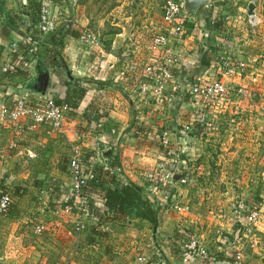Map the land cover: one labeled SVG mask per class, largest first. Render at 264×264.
<instances>
[{
  "label": "crops",
  "instance_id": "crops-1",
  "mask_svg": "<svg viewBox=\"0 0 264 264\" xmlns=\"http://www.w3.org/2000/svg\"><path fill=\"white\" fill-rule=\"evenodd\" d=\"M29 1L0 0V67L10 62V45L22 43L29 33L36 30ZM215 1L234 3L240 12L244 9L237 4L240 0ZM244 1H247L246 10L252 1L260 3L262 0ZM103 4L106 5L105 10L102 9ZM217 4L211 10L203 6L191 15L195 29L200 30L201 27L200 35L196 38V53L191 51L195 46L191 31H187L188 34L180 40H170L171 47L180 57L177 74L181 79H189L203 71L198 69L197 64L191 63L199 59V48L204 39H199V36L206 39L212 31L220 32L213 30L211 23L205 22L210 14L214 15L212 19L220 20L223 6ZM160 6L159 0H54L50 7L56 19L53 32L60 28L61 34L69 30L79 35H66L62 39L63 46L57 48L61 63L58 68H53L57 73H53L55 70L52 68L42 66L40 62L44 58L40 60L37 57L31 60L30 63L34 62L32 67H29V63V76L22 82H18L21 77H11L12 80L5 77L0 89V106L9 104L18 94L28 91L32 93L27 94L33 101H40L35 95L36 86L32 83L24 86L33 72L37 73L38 70L46 71L49 75L46 94L56 95L64 91L58 72L72 80L91 81L92 85L79 103L78 114L72 115L67 110L62 130L53 129L47 124L31 128L26 121L21 122L19 128L0 121V177L7 174L13 182L8 187L12 206L7 216L0 215V264H137L136 259L141 254L148 256L149 264H183L179 246L183 231L190 232L206 247L208 245L209 251L214 245L215 250L218 249L217 245L221 243L219 232L227 237L232 235L235 222L231 215L222 223L213 220L215 211L227 212L226 187L217 191L210 188L203 190L206 192L202 199L206 202L203 211L194 204L191 213H176L175 204L159 208L165 194H170L172 198L176 195L173 194L172 183H164L166 190L156 186L159 179L155 174L163 167L172 170L169 167L171 162H164L165 157L160 156L159 148L153 144L157 139H153L151 133L144 132L153 131L159 135L166 132L165 141L169 140L170 147L195 161L197 153L191 151L197 150L199 142L192 135L186 138L187 145L180 148L182 139L177 137L180 133L174 127L176 120L185 123L189 120V117L177 119V116L189 114L188 98L167 99L166 104L170 108H162L153 102L150 104L151 99L142 96L139 91V76L124 70L119 56L123 50H128L139 62L150 61L153 57L149 50L150 36L161 28ZM84 31L93 34L97 44L82 43L79 37ZM237 31L242 45L253 48L257 44L256 39H245L247 33L244 27H237L231 33L236 34ZM48 35L40 46L43 55L45 50L55 49L46 42ZM207 40V44L217 42L232 47L229 46L231 42L221 39L219 35L213 39L209 36ZM89 105L106 119L98 131L81 115ZM132 122L137 125L131 126ZM130 127L131 130H128ZM112 129L120 136L118 157L123 174L117 177L141 188L145 199L159 208L157 227L137 216L120 221L108 219L96 229L104 236L93 235L88 229L94 224L93 221L77 209L66 214L58 205L56 189H70L72 183L68 169L72 150L80 148L85 154L100 153L113 143L116 134L110 133ZM196 143L197 146H194ZM101 159V156L95 157V169L99 167ZM84 166L87 171L95 170L88 166V161ZM15 186L21 189V194L13 190ZM81 220L84 230L80 235H74L73 228ZM259 223L255 229L258 240L264 238L263 217ZM38 227H43L41 233L36 232ZM151 228L155 229L151 231ZM245 259L246 264H264V248L253 250ZM188 264L198 263L192 260Z\"/></svg>",
  "mask_w": 264,
  "mask_h": 264
},
{
  "label": "rangeland",
  "instance_id": "rangeland-1",
  "mask_svg": "<svg viewBox=\"0 0 264 264\" xmlns=\"http://www.w3.org/2000/svg\"><path fill=\"white\" fill-rule=\"evenodd\" d=\"M209 1L211 6H215L217 3H221L223 6L219 18V22H221L220 32L218 34V31H212L209 34L210 39L219 35L221 39L231 42L233 45L228 47L217 42L207 44L209 36L206 39L204 36H199V39L200 37L204 38L202 39L203 50L213 53L210 64L202 73L210 68L217 71L218 66L216 64L220 63L222 66V63L227 60L231 61L230 64L234 67L237 65L235 61L242 62L244 64V68L240 70L242 72L233 71V85L246 89L255 97L241 100L224 98L214 101L215 105L211 108L199 105L194 99L189 98L187 100V104H189L187 109L190 108L189 114L185 113L182 116H177V119L189 117V120L187 118L186 123L184 121L177 122L176 120L174 127L176 132L180 133L177 137L182 139L181 145H179L180 148L187 145L186 138L192 135L199 142H197V150L193 149L191 151L197 153L195 161L175 150V156L168 155L165 157L164 162L177 163L176 167L179 169L173 171V169L167 170L163 167L157 171L155 176H157V179H162L161 183H172L174 185L173 194H176H174L175 198H172L170 194H165L160 202L161 204H159L160 209L175 204L182 210H186L183 212L191 213L194 204L196 208L200 207L203 211L206 204L205 200H202L204 194L206 195L204 189L210 188L217 191L224 190L225 187L228 188L227 212L218 210L213 215V220L222 223L228 220L229 215L235 221L236 214H239L242 218L246 217L249 212L256 210L259 214H264V37L261 38L262 35L264 36V9L259 7L257 12L259 24L256 26L255 34L250 32L246 34L245 39H256L258 41L253 48L249 47V49L247 46L242 45L243 42L237 38L239 31L236 34L231 33V30H236L237 27H248L246 24L247 9L245 10L247 1L240 0L237 3L244 8L241 12L237 10L234 3ZM257 4L260 5V3ZM103 6L102 9L105 10L106 5L103 4ZM207 10H211V8L207 7ZM194 26V24H190L189 26L186 25V28L194 35L193 44L195 46L191 51L196 53L198 48L196 38L197 35H200L201 27L200 30H196ZM6 78L12 80L11 77ZM220 78V75L216 73L210 75V79ZM22 80L23 78H20L18 82H22ZM150 99V104L153 102L155 105H161L162 108L169 107L165 99ZM234 107H239L242 111L236 113L233 110ZM194 113L196 117L202 113H205L206 116L201 117L200 122L192 121L191 116ZM187 125L189 126L188 130L186 129ZM164 135L165 137L167 135L164 131L159 135L160 145H163V148H171L169 140L163 144ZM197 143L194 146H197ZM186 151L187 148H185V153ZM167 174L172 177L165 178L164 176ZM172 174L178 177L177 180L172 179L174 177ZM185 175H188L189 178L182 179ZM249 202L254 203L253 205L257 206V209L247 213L246 208L249 207ZM198 203L200 204L198 205ZM182 210H176L175 212L181 214ZM153 229L155 228H151V231ZM213 231L215 232L216 229H213ZM214 246L216 247V245ZM215 247L212 248L213 251Z\"/></svg>",
  "mask_w": 264,
  "mask_h": 264
},
{
  "label": "built area",
  "instance_id": "built-area-1",
  "mask_svg": "<svg viewBox=\"0 0 264 264\" xmlns=\"http://www.w3.org/2000/svg\"><path fill=\"white\" fill-rule=\"evenodd\" d=\"M161 3V28L156 33L150 36L149 50L153 54V57L149 62L141 63L132 52L123 50L120 53V60L122 61L124 70L137 74V79L140 81L139 91L142 96L152 99H165L173 98L174 95L179 93H186L188 99L192 98L194 101L202 106L213 107L214 101L224 98H235L238 100L253 98L254 94H251L246 89L236 87L233 80V71L242 72L244 64L239 61H235L237 65L234 67L230 64L231 61H225L217 63V71L208 69L204 73L197 74L189 79H181L177 71V67L180 63V57L178 53L171 47L170 40H180L185 37L188 32L186 25L194 24L191 16L185 14L183 8V0H159ZM39 5V15L36 24V40H31L28 36L24 38L23 44L26 46V55L32 56L35 54L37 46H41L46 40L47 35L53 32L56 28L55 18L50 12V7L54 4V0H34ZM254 8V14L248 16L246 14L247 28H244L245 33L250 32L255 34L256 26L259 24V18L257 17V8L262 7L264 9V0L258 5L255 2H251ZM206 7H212L210 1L205 5ZM228 19V17H226ZM1 20V19H0ZM193 22V23H192ZM214 19L211 20V25L214 24ZM68 27V26H67ZM82 43H95L97 44V38L88 31H84L79 37ZM18 44L13 43L9 47L8 56L10 60L16 52H22ZM8 68L6 65L0 67V89L3 86L4 78L8 76ZM220 75V79H210V75ZM40 101H33L27 93L18 94L9 104L0 106V121L9 124L17 125L20 128V123L26 121L31 128H35L40 125L47 124L53 129L62 130L65 113L68 108L64 104H56L52 99L47 96H38ZM234 112L240 113L242 111L239 107H234ZM196 113V112H195ZM195 113L191 116L192 121L196 120L200 122L201 117L204 118L205 113L199 114L198 117ZM188 130L189 127H186ZM115 135V130L110 131ZM113 143L110 145L112 154L119 156L120 149V136L116 134ZM163 144L165 141V135L163 136ZM163 146V145H162ZM164 147V146H163ZM167 155H170L167 153ZM32 157V155H29ZM83 152L80 148H74L71 152L68 169L72 177V183L70 191L75 196L81 194L82 188L89 180L96 178L95 173L87 171L83 162ZM102 160V159H101ZM102 164L103 161H101ZM106 167V165H104ZM173 175V174H172ZM170 174L165 175L167 178ZM174 176V175H173ZM172 177V176H171ZM173 179V178H172ZM162 180L161 178L159 179ZM169 184V183H167ZM10 195L4 194L0 197V215L5 216L10 206ZM176 210H182L174 205ZM77 209L83 214L80 207L72 208L64 206L63 212L71 214L73 210ZM186 211V210H182ZM264 218V214H259L256 211L249 212L246 217L242 218L239 214L235 216V223L239 222L240 232L237 237H227L219 233L220 241L224 242L223 247L224 256L226 259L221 264H246V256L255 249L264 248V238L258 240L255 238V229L260 224V220ZM84 230V222L77 221L73 232L74 235H80ZM43 227L36 229L37 233H41ZM181 249V260L183 264H188L192 260H196L198 264L207 262L208 264H214L212 261L213 253L202 244L195 236L189 239L183 240L179 244ZM221 251V249H220ZM137 264H149V258L147 255L141 254L137 257Z\"/></svg>",
  "mask_w": 264,
  "mask_h": 264
},
{
  "label": "trees",
  "instance_id": "trees-1",
  "mask_svg": "<svg viewBox=\"0 0 264 264\" xmlns=\"http://www.w3.org/2000/svg\"><path fill=\"white\" fill-rule=\"evenodd\" d=\"M29 2L30 8L32 10L33 23L37 24L39 15V5L38 3L34 2V0H30ZM213 16V14H210L208 19L204 21L210 24ZM214 21L215 22L213 25H211V28L213 30H220L221 22H219L216 18H214ZM189 25L190 24H188V26ZM36 35V32H33L29 33L28 37L34 41L36 40ZM66 35H71L74 37L79 36L69 30L61 34V29L59 28L51 35H48V39L46 41L55 49L45 50L44 55L40 50V46H37L35 54H33L32 56H27L25 53L26 46L23 43H19L18 46L23 51L14 53L10 62L5 64L8 68L7 77H21L25 80L29 76V63L32 59L37 57L40 60L44 58V60H42L40 64L46 67L47 69H53L56 67L58 68L59 64L61 63V58L57 48L60 49L63 46L62 39ZM229 46H232L231 43L229 44ZM212 54L213 53H209L208 51L203 50V48L200 47L198 61L191 64H197L199 66L198 69L201 68V70H204L210 64ZM174 72L177 74V71ZM53 73H57V71L55 70L53 71ZM58 76H60L61 78V84L65 88L64 91L62 92V94L56 95L52 93H47L46 96L52 99L58 105H66L68 107V113L72 115L78 114L79 103L83 99L86 92L90 90L92 85L91 81L72 80L67 76H61V72H58ZM174 97H179V99L181 100V98H188V95L186 93H179L177 95H174ZM81 115L87 120L89 125L92 124L94 126V129L97 131L100 130L102 123L106 122V119L100 113H98V111L91 105H89ZM135 125H137L135 122L131 123V126ZM128 130H131V127ZM144 133H151L153 138L157 139V141H154L153 144L159 148L160 156L167 157V153L172 156H175L176 153L171 148H163V146L160 145L159 133H153V131H145ZM84 154L85 153H83V164H85V161H88V166L93 167V169H95V157L97 156L100 158V153L88 152L85 155ZM176 164H169V167L175 170V168H177ZM94 173L96 178L94 180H89L86 182V184L82 188L81 194L78 197L75 196L69 188L61 187V189H56V191H58V205L61 208H63L64 206H69L72 208L80 207L82 209L83 214L94 222L92 226H90L89 228L87 227L93 235L104 236V233H98L96 229L101 227V225L108 219L111 221H120V219L122 218L137 216L141 219L150 222L153 227H157L159 208L154 207L152 202L145 199L143 195V190L141 188H138L129 181H122L121 179H118L117 175L123 174L118 155L112 154L111 152L108 156L106 167L104 166V164L100 163L99 167L94 170ZM188 178L189 176L185 175L182 179ZM12 183L13 182L7 174L2 175L0 177V197L4 194L10 195L8 187L12 186ZM104 184H108V186L106 187L104 186ZM156 186L160 190L167 189L165 187V184L161 183L160 181H157ZM49 187L54 190L52 185H50ZM13 190L16 193H22L19 187L15 186ZM12 203L13 202L11 198L9 209L11 208ZM253 204L254 203L249 202V207L246 208L247 213L253 209H257V206H254ZM8 212L5 216L8 215ZM234 226L235 227L232 235H230V238L237 237L241 230L239 222H236ZM192 236L193 235L190 232H182L183 240L189 239ZM224 245L225 243L222 241L220 244H218V249L214 251L212 250V252L210 251L211 253H213L214 256L212 259V262L214 264H221L226 259V257L224 256V252L220 251L221 246L224 247ZM203 264L208 263L205 262Z\"/></svg>",
  "mask_w": 264,
  "mask_h": 264
},
{
  "label": "water",
  "instance_id": "water-1",
  "mask_svg": "<svg viewBox=\"0 0 264 264\" xmlns=\"http://www.w3.org/2000/svg\"><path fill=\"white\" fill-rule=\"evenodd\" d=\"M209 0H183V8L185 11V14L187 16H191L193 14H195L199 9H201L203 6H205L206 4H208ZM254 8L255 6L250 3L247 6V15L251 16L254 14ZM34 63V62H33ZM30 63L29 67H32V64ZM49 75L48 73L42 72L40 70L37 71V73L33 72L31 78L29 80H27V82L24 84V86H27L28 84L32 83L34 86V90L36 91L35 95L38 96H46V91L49 85ZM25 93H31V92H25ZM24 94V93H22ZM32 94V93H31ZM34 95V94H33ZM111 147L107 146L105 147L101 152H100V156L102 158V161L104 163V165H107V161H108V156L111 153ZM178 177L174 176L173 179L177 180Z\"/></svg>",
  "mask_w": 264,
  "mask_h": 264
}]
</instances>
